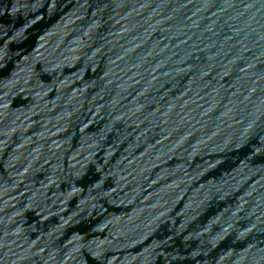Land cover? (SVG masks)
<instances>
[{
    "label": "water",
    "instance_id": "water-1",
    "mask_svg": "<svg viewBox=\"0 0 264 264\" xmlns=\"http://www.w3.org/2000/svg\"><path fill=\"white\" fill-rule=\"evenodd\" d=\"M0 264H264V0H0Z\"/></svg>",
    "mask_w": 264,
    "mask_h": 264
}]
</instances>
